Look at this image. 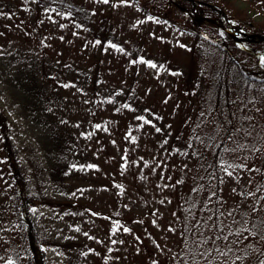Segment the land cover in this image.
I'll list each match as a JSON object with an SVG mask.
<instances>
[{"label":"trees","instance_id":"trees-1","mask_svg":"<svg viewBox=\"0 0 264 264\" xmlns=\"http://www.w3.org/2000/svg\"><path fill=\"white\" fill-rule=\"evenodd\" d=\"M12 1L0 0V16L18 20L24 15L21 1L33 2L41 12L43 6H49V12L60 11L64 17H70L75 29L90 30L85 10L65 0ZM116 1L126 4L128 13H135L143 23L157 24L185 38L191 56L184 64H174L166 56L160 61H156L154 54L150 56L157 73L162 69L169 70L181 83L182 95L186 98V105L193 107V113L186 121L188 131L175 132L168 137L167 132L162 133L161 128L143 117L138 106L132 103L131 93L137 92L135 85L139 78L127 73L124 80L120 78L114 82L113 88L109 86L110 81L99 80L97 68L92 70L89 66L81 74L80 83H76L81 89L76 94L80 108L90 110L86 120L92 126L96 125L95 110L107 106L109 117L115 120L111 121L113 125L106 124L110 141V147L105 150L108 155L115 148V159L121 153L128 156L131 147H126L125 138L132 135L126 130L128 122L150 125L149 144L145 141L144 145L132 149L130 158L134 159H130L129 164L135 171L138 160L143 161L142 156L146 153L151 155L149 159L161 156L160 183L168 192H164L163 197L175 209L172 217L158 216L164 221L162 226L156 222L152 224L155 215L148 213L147 221L151 219V222L144 224L142 229L132 225L140 221L138 215L124 217L103 210L99 215L111 222L114 235L128 232L131 242L138 241L139 255L143 254L138 255L141 259L137 264H264V212L256 214L254 208V205L264 203V193L259 194L264 192V42L243 41L213 23L198 20L188 0ZM193 1L200 4L205 17H215L221 12L224 15H219L222 20L228 21L236 30L264 35V21L256 22L254 15L257 12L236 5L238 0ZM89 34L102 45L107 55L109 52L114 55L124 52L135 62L144 61V56L149 55V51L139 45L137 49L136 46L125 49L119 45L120 38L112 34L106 23L93 27ZM42 53L38 52L40 59L35 53L30 57L29 53L18 52L0 59V75L4 74L3 82L12 103L31 110L38 125L46 132L41 139L38 137L43 153L36 158L38 161L31 157L25 161V167L31 169L26 177L30 182L28 190L16 171L4 127H8V122L0 111V264H43L42 249L60 250L66 264H87L83 261L84 256L93 254L103 256L97 264H107L111 257L99 249L79 247L70 242L74 239L65 236L60 239L58 234L51 237V233H45V230L38 233L25 212L27 206L45 208L53 214L61 210H85L88 208L87 196L75 195L71 183L76 178L81 182L79 176L87 174L88 166L99 168L84 135L88 132L78 128L79 122L60 116L59 109L64 110L66 105L61 92L65 85L53 77L60 74L62 79L63 71L54 61L42 60ZM71 87L75 90V86ZM242 126H255L258 131L256 139L259 137L263 142V149L255 162L249 165L240 163V157L233 161L236 164L233 172L243 166L242 176L254 175L242 180L244 187L240 192L246 197L239 194L238 197L248 199L251 198L248 193L254 195V191L257 192L243 212L235 204L226 208L220 190L223 169L229 166L224 154L229 150L230 140L237 139L236 132ZM77 128L78 132L75 131ZM121 128L125 132H121ZM121 168H125L124 165L120 164ZM110 181L118 186L114 189L115 201L119 204L129 201L131 191L122 190L118 179ZM120 181L126 184L124 180ZM139 243L142 248L144 246L143 250Z\"/></svg>","mask_w":264,"mask_h":264},{"label":"rangeland","instance_id":"rangeland-1","mask_svg":"<svg viewBox=\"0 0 264 264\" xmlns=\"http://www.w3.org/2000/svg\"><path fill=\"white\" fill-rule=\"evenodd\" d=\"M20 1L16 0L18 3ZM65 1L85 10L88 15L87 22L90 25L89 32L86 31L87 29L85 31H81L80 28L75 29L72 19L64 17L60 11L49 12L50 7L43 6L41 12L39 6L33 2L23 3L21 1L20 4L24 9L22 18L9 20L6 16H0V59L4 60L5 55H12L15 52L29 53L30 57L35 53L40 59L38 52L42 53L44 50L42 60L54 61L62 68V79L60 74L59 77L57 74L53 77L65 85L61 92L65 96L66 105L64 110L59 109L60 116H64L68 121L79 122L78 128L88 132L84 135L85 138L87 137L89 151L91 149L94 162L99 168L88 166L87 174L79 176L81 182L76 178L71 183L75 188V195L82 193L87 196L85 203L88 208L85 210L76 211L74 209L66 212L61 210L53 214L45 208L37 209L27 206L25 212L38 233L45 230V233H51V237L58 234L60 239L65 237L69 240L74 239L70 242L74 245L78 244L79 247L90 246L95 250L99 249V251L107 253L111 260L114 259L111 264H137L136 262L141 259L139 256L143 254L139 255L136 245L138 241L131 242L128 239V232L114 235L111 231V222L100 216L99 212L102 210L103 212L114 211L124 217L138 215L140 221H135L132 225L139 229H142L144 224H150L151 219L147 221L146 215L154 213L155 220L152 221V224L156 222L158 226L164 225V221L160 220L158 216L172 217L175 214V209L163 197V193L168 192L161 187L160 183L159 168H162V158L159 156L149 159L151 155L146 153L142 156L143 161L138 160L135 171L130 166V159H134L130 158V151L139 145H144L145 141L147 144L150 142L149 134L147 135L150 125L146 122H143L144 125H140L134 121L128 122L126 125V130L132 133L131 136L125 138L126 147L128 149L131 147L128 150V156L121 153V156L118 155L115 159V148H112L111 155H108L105 150L110 147V141L106 124L113 125L114 122L111 121L115 120L109 117L110 114L107 113L109 107L107 106L105 109L97 108L94 112L96 125L89 124V120L86 118H89L87 114L90 110L80 108V100L76 93L80 91L81 85L76 83H80L81 74L89 66L92 70L97 68L99 80L101 82L110 81L111 85L109 86L113 88L114 82H118L120 78L123 79L125 74L131 73L130 77L139 78L135 85L138 88L137 92L135 90L133 94L130 92L132 103L138 106V112L143 117L153 121L161 128L162 133L165 131L169 134L168 137H172L175 132L185 133L188 131L186 121L191 118L193 107L186 105L181 83L169 70L162 69L160 73H157L155 68L149 66V64H153L150 54L157 56L156 61H160L166 56L174 64H184L191 55L186 47L184 37H180L164 27H159L157 24L143 23L138 15L128 13L129 8L126 4L120 3L121 1L115 0L108 3H104L103 0ZM235 4H241L248 10L257 12L254 15L256 22L264 21V17H262L264 16V0H245L244 2L238 0ZM191 9L195 17L200 14V11L192 4ZM219 13H216L215 18L223 22ZM133 20L137 25L134 21V26H132ZM101 23L108 24L112 34L120 38L119 45H123L125 49L135 46L137 49V45H139L141 49L148 50L149 55L144 56V61L140 60L139 62L129 59L124 52L121 55L109 52L107 55L104 53L102 45L91 39L89 34L93 27ZM140 43L143 44L140 45ZM106 52L108 51L106 50ZM98 58L99 61H97ZM149 59H151L150 63ZM18 60L21 61L20 58ZM50 79L52 78L50 77ZM3 81L4 74L0 75V111L8 122V127H4L16 164V171L21 176L22 183L29 190L30 182L26 177L28 176L27 172H30L31 169L25 167V161L30 157L37 160L36 158L43 154L38 137L41 139V135L44 137L46 132L38 125L37 117L31 110L23 109L20 105L12 103L7 86ZM71 85L75 86V90ZM133 114L135 115V112ZM78 128L75 129L76 132L79 131ZM121 132H125V129L121 128ZM236 133L237 139L230 140L229 150L224 154V160L227 157L229 162L227 170L232 175H227L226 167H224L220 190L226 208L235 204L238 205V210L243 212L251 204L257 192L253 190L254 195L248 193V196L251 195V198H248L249 201L246 198L238 197V194L246 197L240 192L244 187L242 180L254 177V175L243 174L242 176L243 166L237 169L238 174L236 171L233 172V166L236 165L233 164V161L240 157L242 159L240 163L249 165L253 161L255 162V158L260 156L263 149V142L259 141V137L258 140L256 139L258 131L255 126H242ZM101 140L107 141L101 142ZM156 144L158 145V143ZM150 160L155 164H152ZM120 164L125 168L120 169ZM137 168L138 171H136ZM111 179H118L122 190L131 191L129 201L121 204L115 201L114 189H118V186L115 187L111 184ZM119 179L124 180L126 184H122ZM108 187H110L109 190ZM263 193V191L259 192L261 196ZM254 208L256 214L264 212V203L254 205ZM221 209L223 210V207ZM241 240H244L243 237ZM139 246L143 250L144 246L142 248L140 243ZM41 258L43 264H66L67 262L64 253L57 249H42ZM100 259L103 260L102 255L96 254L95 256L93 254L84 256L83 261L87 264H97ZM110 261L107 264H110Z\"/></svg>","mask_w":264,"mask_h":264},{"label":"water","instance_id":"water-1","mask_svg":"<svg viewBox=\"0 0 264 264\" xmlns=\"http://www.w3.org/2000/svg\"><path fill=\"white\" fill-rule=\"evenodd\" d=\"M194 8L197 10H200V6L198 2H195L193 0H189ZM198 19L205 20L207 22L215 24L218 28H220L222 31L230 34L233 37H237L241 40L247 41V42H264V35L259 34H253V33H243L238 30H236L228 21L220 22L216 18L211 17H205L202 13H200L197 16Z\"/></svg>","mask_w":264,"mask_h":264},{"label":"snow or ice","instance_id":"snow-or-ice-1","mask_svg":"<svg viewBox=\"0 0 264 264\" xmlns=\"http://www.w3.org/2000/svg\"><path fill=\"white\" fill-rule=\"evenodd\" d=\"M103 2L104 3H108V0H103ZM141 62H143V61H141ZM149 66L150 67H153V68H155L156 67V65L155 64H149ZM157 131H160L159 129H157ZM225 172H226V174L227 175H229V176H231L232 175V173L231 172H229L228 170H227V168H225ZM125 231H128V229H125Z\"/></svg>","mask_w":264,"mask_h":264}]
</instances>
